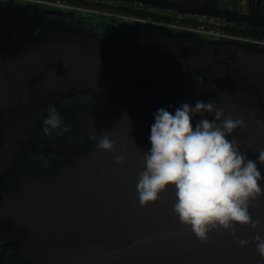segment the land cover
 Masks as SVG:
<instances>
[{"label":"water","instance_id":"1","mask_svg":"<svg viewBox=\"0 0 264 264\" xmlns=\"http://www.w3.org/2000/svg\"><path fill=\"white\" fill-rule=\"evenodd\" d=\"M198 100L245 121L232 135L264 176V44L0 0V264H264L236 242L256 234L247 226L199 240L171 187L139 203L154 114ZM51 106L62 123L45 134ZM105 131L114 152L90 139ZM254 203L264 236V196Z\"/></svg>","mask_w":264,"mask_h":264},{"label":"clouds","instance_id":"2","mask_svg":"<svg viewBox=\"0 0 264 264\" xmlns=\"http://www.w3.org/2000/svg\"><path fill=\"white\" fill-rule=\"evenodd\" d=\"M205 113L214 115V119L210 121ZM197 114L202 118L194 126ZM154 118L151 149L143 153L144 167L136 184L140 205L156 202L171 187L176 198L174 215L199 240H207L212 230L235 236L238 225L247 226L256 234L236 242L241 247L254 243L256 253L264 260V236L257 231L261 220L254 219L250 211L264 196V176L257 163L241 153L232 135L246 126L245 121L226 117L224 109L213 100H198L195 106L184 103L174 114L160 108ZM42 123L45 134L61 126L62 117L55 106L49 107ZM90 139L95 140L99 150H116V141L106 131ZM258 159L264 164V150ZM114 161L118 165L126 162L123 155H116Z\"/></svg>","mask_w":264,"mask_h":264},{"label":"flooded vegetation","instance_id":"3","mask_svg":"<svg viewBox=\"0 0 264 264\" xmlns=\"http://www.w3.org/2000/svg\"><path fill=\"white\" fill-rule=\"evenodd\" d=\"M67 5L59 6L72 12L84 13L95 20L118 23L143 19L144 23H168L179 18L183 23L205 24L226 30L232 35L264 40V0H63ZM196 9L214 13H179L177 9ZM82 15V14H81ZM230 17V19L222 18ZM166 26V25H163ZM238 30L231 33L230 30Z\"/></svg>","mask_w":264,"mask_h":264},{"label":"built area","instance_id":"4","mask_svg":"<svg viewBox=\"0 0 264 264\" xmlns=\"http://www.w3.org/2000/svg\"><path fill=\"white\" fill-rule=\"evenodd\" d=\"M32 1L56 5V6H66L67 5L63 0H32ZM130 18L135 20V21H144L143 19H140L138 17L130 16ZM161 24L166 25V26H170V27H174V28L196 31V32L220 36V37L235 38V39L246 40V41L264 44V40L261 41V40L252 39L250 37H241V36L232 35L229 32H227L226 30L211 27V26H206L205 24L193 25L190 23H183L179 18H176L171 22L161 23Z\"/></svg>","mask_w":264,"mask_h":264},{"label":"trees","instance_id":"5","mask_svg":"<svg viewBox=\"0 0 264 264\" xmlns=\"http://www.w3.org/2000/svg\"><path fill=\"white\" fill-rule=\"evenodd\" d=\"M230 32H231V33H237L238 30L236 31L235 29H231Z\"/></svg>","mask_w":264,"mask_h":264}]
</instances>
